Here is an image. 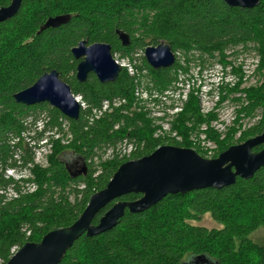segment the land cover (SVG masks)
<instances>
[{
	"label": "trees",
	"instance_id": "trees-1",
	"mask_svg": "<svg viewBox=\"0 0 264 264\" xmlns=\"http://www.w3.org/2000/svg\"><path fill=\"white\" fill-rule=\"evenodd\" d=\"M9 3L0 0V7ZM60 14L70 15V20L37 33L49 16ZM115 30L128 34L127 46L120 44ZM82 40L87 44H109L111 52L123 56L160 42L188 56L212 57L214 53L252 48L260 58L264 79V0L254 7L229 6L223 0H23L16 14L0 23V189L16 191V196L10 198L0 194V264L7 262L12 249L26 242H39L47 232L72 224L89 196L105 187L121 163L147 155L157 146L148 120L142 119L137 127L134 119L123 115L121 119L118 110L89 122L85 116L89 109L80 110L78 119L72 120L47 103L27 106L14 101V93L31 86L50 70H56L72 94L89 106H99L103 100L129 99L134 78L123 68L113 81L101 83L92 73L83 82L76 79L79 60L74 59L71 49ZM140 62L160 77L152 84L154 87H165L175 78L174 66L153 69L143 57ZM244 92L247 104L242 111L260 109V119L240 141L264 130V80ZM187 111L180 118L199 117L195 106L194 112ZM29 117L32 124H42L39 139L45 131L61 132L66 122L69 141L61 144L50 139L46 165L35 164L30 169L32 177L15 180L6 176V170L26 169L33 164L34 149L39 147V139L32 141L33 146L27 142L32 139ZM131 127L132 135L145 140L142 146L141 141L137 143L140 152L103 163L96 175L97 170L86 163L85 176H70V160L63 158L66 153L79 163L81 159L87 161L94 147L114 145ZM169 144L189 147L185 141ZM231 145L219 142L215 156ZM262 147L264 144L252 150ZM18 182H30L36 188L22 193L15 189ZM71 193L73 201L69 199ZM140 196H120L95 214L91 223L97 224L115 201H133ZM204 214L220 227L208 229L191 223L199 222ZM262 226L264 167L250 178L237 177L233 184L219 189L168 194L143 212L126 210L111 228L75 240L59 264H264V244L248 237ZM198 257L205 260L199 261Z\"/></svg>",
	"mask_w": 264,
	"mask_h": 264
},
{
	"label": "water",
	"instance_id": "water-1",
	"mask_svg": "<svg viewBox=\"0 0 264 264\" xmlns=\"http://www.w3.org/2000/svg\"><path fill=\"white\" fill-rule=\"evenodd\" d=\"M22 1L10 0L7 6L0 7V23L14 16ZM223 1L229 6L254 7L260 0ZM69 20L70 15L66 14L49 16L37 33L66 24ZM115 33L122 46L129 44L127 33L122 30H115ZM71 54L79 60L75 72L79 82L85 81L89 73L101 83L113 81L121 70L112 58L110 45L106 43L87 44L86 40H82L71 49ZM144 58L153 69L170 67L174 63L172 50L164 42L147 46ZM12 97L16 103L27 106L47 103L72 120L79 117V103L70 87L59 79L56 70L43 73L31 86L14 93ZM261 144H264V130L229 146L213 158H204L191 148L165 144L140 158L127 160L117 167L104 188L89 196L84 209L72 224L47 232L39 242H26L5 264H59L75 240L84 234L93 236L111 228L126 210L130 213L143 212L168 194H183L207 187L219 189L233 184L237 177L250 178L264 167V147L252 150ZM77 166L73 172L68 169L72 178L87 173L84 159ZM129 193L141 196L133 201H115L99 217L97 224L91 223L95 214L107 204ZM198 260L205 258L198 257Z\"/></svg>",
	"mask_w": 264,
	"mask_h": 264
},
{
	"label": "rangeland",
	"instance_id": "rangeland-1",
	"mask_svg": "<svg viewBox=\"0 0 264 264\" xmlns=\"http://www.w3.org/2000/svg\"><path fill=\"white\" fill-rule=\"evenodd\" d=\"M111 54L112 58L120 63H127L128 61H131L134 56L132 54L130 57L126 58L120 52H111ZM134 54L139 53L135 52ZM252 55L253 51L243 52L240 55L239 59L237 57V53H233L229 56H227L226 54L224 56L219 55L217 57V60L216 58H208V61H206L204 65L200 68L198 66L200 64L198 60H192L190 57H188V54L185 55L184 53H179L178 58L180 60V68L185 78L189 81L190 89L187 94V99L183 104V111L180 112L178 115L173 116L170 119L169 124L164 125L165 129L169 128V132L167 134L170 135V138L165 137V132L162 133L163 135H160V126L158 125V122L153 119L152 116V113L154 114L155 112H157L160 116H162L163 114L155 110H153L152 113L150 111L151 108H155L157 110L163 109V107L160 104L158 105V103L153 99L154 97H156V94L147 93L143 97L139 98L138 101H136V87L145 86L146 88L161 90L162 88L168 87L171 82L165 87L159 88L158 86H152V84H156L157 80H160V77H158V75H154V73H152L148 69L143 68L139 59H136L134 63L136 66H139L141 74L138 73V77L132 76L134 78V85L132 87L130 98H119V100L124 102V106L121 110L117 111V114L120 116L121 119L123 118L121 115L134 119L137 127L141 125L142 119L148 120L152 130L151 137L152 139L157 141L156 147L160 145L169 144V142H173L174 144L179 145L185 141V143L189 146L186 148L193 149L200 156L204 158L216 157L215 155L219 150V142H226V144H228V142L233 144L241 143L243 142L240 141L241 136L259 122L260 109H256L254 112L242 111V107L247 104L244 90L246 91L248 89H254L258 87L264 80L263 69L260 67V58L256 62V60L251 59ZM173 72L177 73V70L174 68ZM142 76L144 78H142ZM218 94H220L219 98L216 97ZM75 97L79 98V96ZM169 103L170 102H166L165 104L167 105ZM86 105L88 104L86 103ZM194 106L197 108V113L199 114V117H194L190 115L188 117L186 116L180 118L181 114H183L185 110H188L187 112L193 111ZM202 106H205L204 112H202ZM88 107L91 108L94 106L88 105ZM225 110L229 111V113H231L233 116L231 124L228 125L225 131H223L222 133L220 132V135L217 134L216 131L215 133L209 132L208 135H206L214 142V145L216 146L215 149H213L209 153L205 150L200 149L198 144L193 142L195 138V136H193L192 134L193 131L197 130L199 134L204 133L201 131V127L198 125L200 123H209L213 120H217L218 114L221 112L225 113ZM36 112H39V110ZM31 119L32 117H29L27 121V126L32 139H28L27 142H29L30 146H33L32 141L36 142V140L39 139L37 134V127L39 126H37V123H35V125L32 124ZM34 128H36L37 131H35ZM181 130H184L186 133H182ZM131 131L133 132V127L129 128L126 131L127 133L125 134V136L119 138L121 139L119 141L127 140L128 143H132L136 146L137 143L141 141L140 144L142 146L145 140H138L136 136L130 133ZM47 137V133L44 134V138ZM158 138H160L162 141H158ZM61 139L63 141H61ZM39 140H37L38 145H40L41 143ZM52 140H58L61 141V144H65L64 141L66 140V137L65 134L62 133L61 138L59 136L58 139ZM119 141H116L114 145H110L105 148H93L92 152L87 156V160L89 161V164L91 165L92 169L100 171L103 163L115 161V159H121L115 155V151ZM128 143L123 142L121 144V149L123 150L125 148V145H128ZM130 146L131 145L126 147V153L128 152ZM180 146L183 147L182 145ZM137 150H135L136 152H134H140ZM45 153L46 152H37L35 159L36 162H33V164H31L27 169L12 168L6 170V176H10L15 180H17L19 176L28 177L30 175L32 177L30 169L33 165L38 164L41 166V164L46 165V163L48 162L47 156L50 152L44 158ZM63 158L71 160L72 156L69 153H66ZM32 188H34L35 190V184L34 187H31V184L26 182H18L15 187L16 190L22 193L26 192L27 190H31ZM69 199L73 201L74 194L71 193ZM191 223L206 227L208 229L220 227V224L214 221L209 216V214H204L199 222L193 221ZM248 237L258 243L264 244V227H260L256 231L252 232ZM16 250L17 249L15 248V251ZM186 257L184 258V262Z\"/></svg>",
	"mask_w": 264,
	"mask_h": 264
},
{
	"label": "built area",
	"instance_id": "built-area-1",
	"mask_svg": "<svg viewBox=\"0 0 264 264\" xmlns=\"http://www.w3.org/2000/svg\"><path fill=\"white\" fill-rule=\"evenodd\" d=\"M145 48L146 47H144L141 50H138L139 54H134L133 59L131 61H128L127 63H125V62L120 63L116 60L115 61L120 65L121 69L122 68L125 69V71L127 72V74L129 76L138 77V73L140 72V69H138V66L135 65L134 61L136 59H139V61H140L142 57L144 58V49ZM247 51H253V55H252L251 59L256 60V62H257V60H259L258 54L252 48H249L247 50H244L241 48H237L235 50H229V51H226L221 56H224L225 54L227 56H229L233 53H237V57L239 59L240 55L243 52H247ZM172 53L174 55V63L172 66L175 67V69L177 70V73H175V78L173 81H171V83L168 87H165L164 89H161V90L150 89V88H146L145 86L144 87H141V86L136 87V93H137L136 101H138L139 98L143 97L147 93H154V94H156V97L153 98L154 101H156L158 103V105L160 104L163 107V109H161V110H157L155 108H151V110H150L151 113L153 110H155V111H159L163 114L162 116H160V115H158L157 112L154 113L157 115H154L152 113L153 119L156 122H158V125L160 126V128H159L160 135H163L162 134L163 132H165L166 134L169 132V128L165 129L164 125L169 124V121L173 116H176L180 112L183 111V104L187 99V94H188L189 89H190L189 81H188V79L185 78V76L182 73V70L180 68V62H179L180 60L178 58V55L180 52L172 51ZM218 56L219 55L214 53L212 57H210L208 55L198 56L196 54H194L192 56H188V57H190L192 60H198L201 64V65L199 64L198 66L201 68V66H203L204 63L206 61H208V58H216V60H217ZM124 57L128 58L130 56H124ZM219 96H220V94H218L216 97L219 98ZM75 99L79 103L80 110L87 111L89 109V112L85 115L86 119L89 122H91L93 118H101L105 114L110 113L113 110L114 111L117 110L119 107H120L119 110H121L124 106V102L119 100V98H115L112 100H103V101H101L99 106H94L91 108H89L88 105H86V102L81 100L80 96H79V98L75 97ZM225 100H227V99H225ZM227 101H229V100H227ZM166 102H170V103L166 105L165 104ZM202 108H203L202 112H204L205 106H202ZM123 113H126V112H123ZM234 119H235V116H234ZM232 120H233L232 114L229 113V111L225 110V113L221 112L218 114V118H217L216 122L213 120L209 123H200L198 126L201 127V131L204 132L205 134L204 133L199 134V132L197 130L193 131L192 134H193V136H195L193 142L198 144L200 149L205 150L208 153L211 152L213 149H215L216 146L214 145V142L209 137H207L206 135H208L209 132L215 133V131L217 134L220 135V132L222 133L223 131H225L226 128L228 127V125L231 124ZM115 128H117V126ZM34 129H35V131H37L36 128H34ZM37 129H38V133L43 131L40 127H38ZM67 130H68V125L66 122H63L61 132H56L54 129L51 131H45L39 140L41 142L40 145H38L39 147L34 149V162H36L35 159H36L37 152H46L44 154V158L50 152V147H51V143L49 142L50 139L51 140L52 139H58L59 136L61 138L62 133H63V134H65V137H66V140L64 142L67 143L69 141V136L66 134ZM46 133H47V136H50L51 138H49V137L44 138V134H46ZM61 141H63V140L61 139ZM158 141L161 142L162 140L160 138H158ZM123 142L128 143V141L125 140V141H119L117 144L115 155L118 158H128L132 154V152H134L136 150V147H137L136 145H133L132 143H128V145H125V148L122 150L121 144ZM129 145H131V146L128 149V152L126 153L125 149ZM84 162H85V164L87 163L91 167L88 160L85 161V159H84ZM29 166L30 165H28V167ZM41 166H43V164H41ZM28 167H26V169ZM98 172L99 171L97 170L94 173V175H96ZM21 177L27 178V176H19L18 178H21ZM28 177H31V176L29 175ZM30 184H31V187H34L33 183H30ZM9 189H12V190H9ZM33 190H34V188H32L31 190H27V191L32 192ZM15 192L16 191L14 190V188H7L6 190L0 189V194H4L8 198L16 196ZM14 252H15V248L11 250V255Z\"/></svg>",
	"mask_w": 264,
	"mask_h": 264
},
{
	"label": "flooded vegetation",
	"instance_id": "flooded-vegetation-1",
	"mask_svg": "<svg viewBox=\"0 0 264 264\" xmlns=\"http://www.w3.org/2000/svg\"><path fill=\"white\" fill-rule=\"evenodd\" d=\"M59 76V75H58ZM59 79H60V77H59ZM61 80V79H60ZM77 163H79V161L75 158V157H73L72 156V158H71V160H70V162H69V164H70V168H71V171L73 172V171H75L76 169H77ZM79 165V164H78Z\"/></svg>",
	"mask_w": 264,
	"mask_h": 264
},
{
	"label": "bare ground",
	"instance_id": "bare-ground-1",
	"mask_svg": "<svg viewBox=\"0 0 264 264\" xmlns=\"http://www.w3.org/2000/svg\"><path fill=\"white\" fill-rule=\"evenodd\" d=\"M138 69H139V66H138ZM140 73V72H139ZM141 74V73H140ZM142 78H144L143 76H142ZM139 79H140V76H139ZM152 80V79H151ZM120 108V107H119ZM119 108L117 109V110H119ZM217 120H215V122H216ZM38 125L37 126H39L41 129H42V124H41V122H39V121H37L36 122ZM37 126H34V127H37ZM38 128V127H37ZM165 137L166 138H170V135L169 134H166L165 135ZM91 160V159H90ZM78 192V191H77Z\"/></svg>",
	"mask_w": 264,
	"mask_h": 264
}]
</instances>
